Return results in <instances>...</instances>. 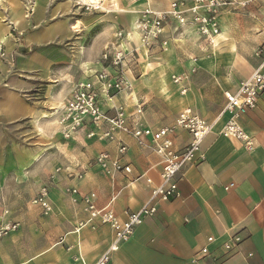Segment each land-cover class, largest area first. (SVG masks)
<instances>
[{"label":"crops","instance_id":"1","mask_svg":"<svg viewBox=\"0 0 264 264\" xmlns=\"http://www.w3.org/2000/svg\"><path fill=\"white\" fill-rule=\"evenodd\" d=\"M171 1L130 0L132 15L129 19L133 18L135 21L147 7L156 11L167 10ZM260 2L264 0H253L249 5H259ZM34 5L36 6L35 2ZM248 6L243 9L246 14ZM139 7L143 9L137 15L135 10ZM111 8L118 10L116 3ZM229 13L231 12H224L219 17L220 35L215 39L213 48L205 47L193 31H185L179 35H187L194 41L189 49L199 57L211 55L220 44L218 49L221 52L218 53L216 62L220 68L218 73L197 74L190 79L186 77V81L172 83L165 89V86L160 87L164 81L157 74L150 75L145 71L136 80L132 71L127 68L123 72L128 81H133V91L120 93L111 98L110 102L104 99L103 111H109L117 102L130 120H138L142 126L154 130L171 126L177 114L185 108L197 111L210 121L217 118L225 103L224 93H234L238 85L261 63V58L242 53L244 45L252 52L264 49V21L260 22V26L251 27L254 34L247 43L232 42L234 34L246 32L242 27L226 23L229 21L226 14ZM249 16L252 21L255 18L259 21L264 17V12L257 10L250 12ZM13 20L15 23L18 21L21 29V18L18 20L13 15ZM171 28L168 27L165 35L168 45L176 39L171 35ZM126 34L127 32L124 35ZM126 38V43H134L146 53L139 46V41H127ZM165 49L155 47L149 51V55L160 54ZM214 61L213 58L210 59L211 64H215ZM69 68L73 70L70 74L76 73L77 76L74 79L72 75H65L67 81H62L63 73L52 80L50 89L46 90V93L54 90L48 102L52 107H49V113L40 117L48 119L49 123L37 127L40 131L37 136L44 134L38 140L45 152L42 157L48 162L44 172L47 174L45 178L50 181L47 182L51 187L48 201L52 212L43 216L40 209L31 204H27L28 208L20 204L6 205L0 196V217L2 210L7 211L2 220L18 225L15 232L0 241V264H95L111 244L113 232L110 227L101 224H96L93 229L88 226L78 229L79 223L84 222L87 217L84 206L79 201L73 202L69 190L77 189L84 194L95 193L96 204L100 208L111 197H115L112 209L120 219H124L123 213L138 211L147 200L150 187L159 182L158 158L149 150L139 149L128 137L117 135L128 148L120 163L130 165L132 173L127 177L117 174L108 177L94 166L93 161L101 153H108L115 158L114 144L87 140L81 134L70 140H64L60 136L54 112L64 101L56 102L54 93L63 82L69 84L75 81L76 84L103 70L104 66L99 62H81L77 68L71 65ZM107 71L113 72L111 69ZM8 79L9 88L0 89V144L2 129H16L20 119L25 116L30 118L42 110L39 109L40 106L26 104L21 99L14 83L17 81L16 74L10 73ZM43 80L48 82L47 79ZM151 82L153 94L145 89L147 86L140 85ZM183 87L186 92L181 95ZM68 95L69 93L67 97ZM164 96L172 98L173 102L180 99L182 108L176 101V105L173 107L170 104L169 108L163 101H153L157 106L152 107L150 100L153 97ZM224 122L225 117L217 122L211 134L204 139L201 146L204 161L187 166L181 172L178 197L159 203L155 215L136 228L131 238L111 255L108 264H264V92L259 95L256 108L239 121L242 129L252 139V150L248 151L242 143L220 136L219 131ZM8 134L7 144L13 142L11 134ZM187 141L188 135L178 132L176 148L184 147ZM31 158L32 161L26 162L28 166L38 162L34 154ZM11 164L7 168H11ZM16 164L17 162L14 165ZM57 170L59 171L56 172ZM9 173L13 171L10 169ZM141 174L151 180V186L146 185L144 179L134 181ZM28 175L31 176L32 172ZM78 175L81 179H77ZM51 177L53 181L50 180ZM35 196L36 194L32 199ZM18 199L19 196L15 198L16 204ZM207 238H212L213 241L207 243ZM235 238L239 241L231 243ZM225 243L233 246L229 252L222 248ZM202 248L209 251L210 257L201 258L199 252Z\"/></svg>","mask_w":264,"mask_h":264},{"label":"built area","instance_id":"2","mask_svg":"<svg viewBox=\"0 0 264 264\" xmlns=\"http://www.w3.org/2000/svg\"><path fill=\"white\" fill-rule=\"evenodd\" d=\"M139 1V0H136ZM253 0H172L167 10L156 11L149 7L144 9L136 21V30L139 35L141 48L149 53L155 47L164 50L168 44L165 37L168 27L171 35L177 36L185 31H193L205 47L213 48L215 39L220 35L219 17L224 12H236L245 9ZM80 3V0H75ZM86 8L93 6L81 2ZM133 50L131 56L133 57ZM108 55H103L105 62ZM120 55L111 57V65L94 73L86 80L77 82L64 103L56 110L57 126L60 136L70 140L77 135H83L87 140H95L115 145V158L108 153L99 154L93 161L94 166L108 177L131 175L130 165H122L120 160L127 154V146L117 138L123 135L132 139L139 149L151 151L158 158L159 182L151 186V180L141 174L134 181L144 179L146 185L151 186L147 200L136 212L125 211L124 219H120L112 209L115 197H111L106 205L97 207V196L93 192L81 193L77 189H70L69 193L74 203L79 201L84 206L86 219L79 223L78 229L83 227L95 228L96 224L107 225L113 232V239L107 250L100 256L95 264H108L113 253L117 252L122 243L127 242L136 228L146 219L152 218L159 203L167 202L178 197V181L181 172L187 166L204 161L201 146L204 139L211 134L217 122L225 117V122L219 135L242 143L248 151L254 148L251 137L242 129L239 121L249 111L257 106L259 95L264 92V49L259 48L255 56L261 58L260 65L251 75L242 81L234 93H224V106L217 118L212 121L203 118L191 108L181 110L173 124L169 127L150 129L140 124L138 120H130L122 107L112 106L109 111H103L102 103L111 95H118L131 89L120 65ZM110 58V57H109ZM194 61L196 58L193 59ZM113 70L107 71V70ZM174 84H180L181 77H173ZM186 88H181L184 95ZM188 135V141L182 148H176L175 141L178 132ZM57 170L56 172H58ZM77 179H81L78 175ZM53 181V178H50ZM232 187V185H229ZM49 186L42 185L31 205L40 209L43 216L52 212L48 201ZM7 211L2 210L0 217V240L17 230L18 225L3 221ZM207 243L213 241L207 238ZM239 239L231 240V243ZM231 243L223 244L225 252L233 246ZM201 258L210 257L206 248L199 252Z\"/></svg>","mask_w":264,"mask_h":264},{"label":"rangeland","instance_id":"3","mask_svg":"<svg viewBox=\"0 0 264 264\" xmlns=\"http://www.w3.org/2000/svg\"><path fill=\"white\" fill-rule=\"evenodd\" d=\"M29 2H32V6H35V2V8L32 6L28 8ZM64 3L67 4L64 5ZM113 3L117 4V11L111 8ZM82 5L81 2L77 3L75 0H1L0 89L9 88L8 75L14 73L17 75V81L14 82L15 87L21 99L26 104L34 103L42 109L30 118L25 116L20 119L17 130L15 128L1 130L0 196L6 205L20 204L28 208L27 204H31L32 196L38 191L37 188L44 184L48 185L50 182L45 178L47 174L44 169L48 162L42 157L45 152L38 140L44 134L37 136L40 133L37 127L49 123L48 119H40L41 115L49 113V107H52L48 102L54 90L47 93L46 90L50 89L52 80L57 79L63 73L64 80L62 81H67L66 76L72 75L70 72H73L69 68L70 65L77 68L81 62H99L104 67L110 66L111 57L118 54L123 71L127 68L131 70L136 80H139L145 71L150 75L157 74L164 81L160 87L165 86V89L173 83V77L179 76L186 81V77L190 79L197 74H216L220 69L216 63L218 53L221 52L218 49L220 44L211 55L199 57L193 50H190V44L194 41L187 35L174 36L175 41L167 44L165 51L157 55H149L138 49L134 43H126L124 34L128 33L131 22L134 23L133 18L129 19L132 15L130 0H104L102 6L90 5L87 8ZM142 9L143 7L136 8L137 15ZM257 10L264 12V2H260L259 5H249L247 14L243 10L226 14L229 18L226 22L228 25L242 27L246 32L240 35L234 34L231 38L232 42H248L254 34L251 27L260 26V22L264 21V17H261L259 21H257L258 18L252 21L249 13ZM13 15L18 20L21 18V29H19L18 21L14 22ZM239 29L241 31V28ZM132 50L134 51L133 57L131 56ZM255 52L256 49L252 52L244 45L243 54L256 57ZM103 55H108L105 62L102 60ZM194 58H196L195 61ZM211 58L215 60V64H211ZM74 74L72 77L75 79L77 74ZM43 79H47L48 82ZM74 82L60 84L54 93L57 98L56 102L65 101L67 94H70L74 87ZM129 82L131 89L125 91L127 93L133 91V81L129 79ZM145 84L140 83L141 87L147 86L145 89L153 94L152 82ZM141 87L139 86V90ZM116 96L111 95L110 98ZM178 98H180L179 95ZM153 101H163L167 108L170 104L174 107L176 101V103L179 102L180 109L182 108L180 99L173 102V99L169 97H153L150 103L152 107H156L157 104ZM116 106H119L117 102ZM151 111L153 112L152 109ZM8 133L13 138V142H10L13 145L7 144ZM33 154L38 158V162L28 166L26 162L33 160L31 158ZM16 162L17 164L14 165ZM10 164L13 166L7 168ZM10 169L13 173H9ZM30 172H32L31 176L28 175ZM49 188L51 189L50 186ZM18 196L16 204L14 201Z\"/></svg>","mask_w":264,"mask_h":264},{"label":"bare ground","instance_id":"4","mask_svg":"<svg viewBox=\"0 0 264 264\" xmlns=\"http://www.w3.org/2000/svg\"><path fill=\"white\" fill-rule=\"evenodd\" d=\"M81 2H83L84 4L85 3H87V4H93V5H96V6H102V2L104 1V0H80ZM134 2H137V1H135V0H133ZM140 1H144L145 2V0H139L138 2H140ZM29 4L32 6V2H29ZM65 4H67V3H65ZM30 5H28V8L30 7ZM138 20V18L134 21V23H132L131 22V24H130V26H129V28H128V33L125 35V38H126V40L127 41H131V40H133V41H139V46L141 47V43H140V39H139V35H138V32H137V30H136V21ZM77 30V29H76ZM105 101H107V102H110L111 101V99H107V98H105ZM51 114V113H50ZM49 114V115H50ZM44 115V114H43ZM48 115V114H47ZM43 117H46V116H43ZM36 161V160H35Z\"/></svg>","mask_w":264,"mask_h":264}]
</instances>
